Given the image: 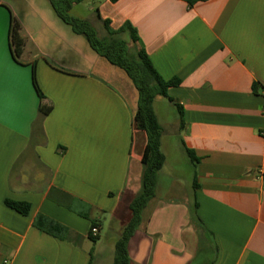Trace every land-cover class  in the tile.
I'll use <instances>...</instances> for the list:
<instances>
[{
    "label": "crops",
    "instance_id": "0c3cea01",
    "mask_svg": "<svg viewBox=\"0 0 264 264\" xmlns=\"http://www.w3.org/2000/svg\"><path fill=\"white\" fill-rule=\"evenodd\" d=\"M18 1L0 0V264H113L142 191L138 92L51 5L26 15ZM82 3L113 30L130 23L163 79L180 80L154 102L157 118V107L177 117L161 124L166 161L129 242L131 264H264V0ZM13 17L22 63L9 44ZM34 68L42 103L53 106L42 120ZM170 154L188 158L191 182L165 171ZM53 189L73 197L69 207ZM103 220L115 239L108 251L89 239L93 221L101 237Z\"/></svg>",
    "mask_w": 264,
    "mask_h": 264
},
{
    "label": "trees",
    "instance_id": "16d2710c",
    "mask_svg": "<svg viewBox=\"0 0 264 264\" xmlns=\"http://www.w3.org/2000/svg\"><path fill=\"white\" fill-rule=\"evenodd\" d=\"M48 2L56 15L70 26L76 35L83 36L99 56L106 59L111 65L123 70L138 92L135 126L144 131L147 136V144L142 156L144 165L142 191L130 203L131 218L124 226L121 236L115 244L113 262V264H131L128 251L129 242L143 221V212L148 203L156 196L159 172L166 161L165 154L161 149L162 127L155 113L154 102L158 97L169 99V87L179 85L180 80L166 81L163 79L153 66L146 50L139 47V36L130 23H126L119 30H113L110 27V22L102 20L98 10L95 9L98 19L102 21L106 30V35L101 36L89 20L70 14L73 8L81 4L83 0H48ZM9 44L15 61L22 63L21 57L26 41L22 35V26L14 17L11 20ZM33 80L41 99L38 116L42 120L51 113L53 106L42 103L45 96L37 83L35 68ZM254 89H257V85L254 86ZM188 152L191 160L196 163L197 158L193 152ZM54 194H57L58 197L55 198ZM49 196L53 201L66 207H69L70 202L73 200L72 196L58 189H53ZM5 204L23 215H27L31 209V205L27 202L6 200ZM191 214L193 218H198L195 211ZM96 225H98V222L93 221L91 229ZM52 229L53 232H56L62 228L57 224H52ZM89 239L96 243L100 238L99 236H93L90 230Z\"/></svg>",
    "mask_w": 264,
    "mask_h": 264
},
{
    "label": "rangeland",
    "instance_id": "374dc122",
    "mask_svg": "<svg viewBox=\"0 0 264 264\" xmlns=\"http://www.w3.org/2000/svg\"><path fill=\"white\" fill-rule=\"evenodd\" d=\"M6 1L10 2L11 0H6ZM16 1L17 0H13V2H16ZM18 2L24 8L23 11H25L24 13H26V15L29 13L32 14L34 13V11L36 12H48L49 10L52 11L50 4L48 3L47 0H28L26 1L27 3L25 2L24 4L21 3L20 0ZM70 14L75 17H81V18L89 20L95 26V28L97 29V31L99 32L101 36L106 35V30L104 26L99 24V22L97 21L96 15H95V11L91 10L88 4L86 3L78 4L76 7L73 8ZM67 27L70 28L69 26ZM157 113H158L159 123L160 125L162 124L164 128L166 124L172 123L177 117L176 113L171 112L168 109H164L163 107L162 108L157 107ZM163 127H162V131L164 129ZM169 159L171 162H174V163L172 166L171 165L166 166L165 171L170 170V172H177L182 177L181 181H183L184 183L191 182L192 175H193V169L192 167H190V162L187 164L188 158H186V161L182 159L180 160V159H177L175 154H170ZM103 224L104 226H103L100 240L98 241L99 243L98 246L102 250L106 249L108 251L113 247L115 239L113 238L112 233L108 231L109 220H103ZM111 258L112 257H110V259L107 258L105 261V264H112Z\"/></svg>",
    "mask_w": 264,
    "mask_h": 264
},
{
    "label": "built area",
    "instance_id": "2783aa9c",
    "mask_svg": "<svg viewBox=\"0 0 264 264\" xmlns=\"http://www.w3.org/2000/svg\"><path fill=\"white\" fill-rule=\"evenodd\" d=\"M91 233H92V235L93 236H98V234H99V228L98 227H93L92 229H91Z\"/></svg>",
    "mask_w": 264,
    "mask_h": 264
},
{
    "label": "snow or ice",
    "instance_id": "6c2138e0",
    "mask_svg": "<svg viewBox=\"0 0 264 264\" xmlns=\"http://www.w3.org/2000/svg\"><path fill=\"white\" fill-rule=\"evenodd\" d=\"M0 101H2V81H0ZM2 115V113H0Z\"/></svg>",
    "mask_w": 264,
    "mask_h": 264
}]
</instances>
